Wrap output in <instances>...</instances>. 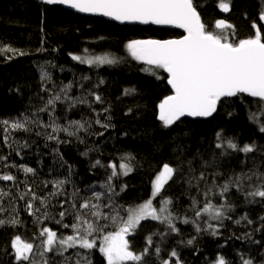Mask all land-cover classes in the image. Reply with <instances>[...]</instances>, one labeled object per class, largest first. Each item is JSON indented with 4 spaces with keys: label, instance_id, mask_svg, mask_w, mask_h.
<instances>
[{
    "label": "trees",
    "instance_id": "trees-1",
    "mask_svg": "<svg viewBox=\"0 0 264 264\" xmlns=\"http://www.w3.org/2000/svg\"><path fill=\"white\" fill-rule=\"evenodd\" d=\"M221 2L193 0L208 31L237 43L254 37L258 28L264 40L259 21L264 0H223L232 6V28L217 32ZM184 35L121 26L34 0H0V49L15 50L0 52V176L14 177L0 179V264H107L99 251L103 237L122 226L129 209L150 199L158 211L163 201H171L162 215L171 213L177 231L166 221L142 220L126 237L135 254L148 249L142 264H176L173 251L181 264H216L220 257L226 264H264V198L247 195L264 183V102L238 94L220 100L210 118H183L164 127L159 104L172 95L168 74L134 59L127 49L132 40ZM88 55L114 63L94 66L72 59ZM56 95L61 99L48 105ZM16 121L25 128L13 129ZM77 121L84 127L77 130L72 123ZM228 141L254 150L228 149ZM122 163L132 169L127 175ZM165 164L176 171L153 197V181ZM111 165L117 166L115 176ZM237 177L251 179L237 187ZM225 184L230 187L221 196ZM95 193L102 194L99 200ZM85 202L87 209L80 207ZM208 203L224 205V217L210 219L202 211ZM83 221L97 229L87 237L96 247L63 250L60 240L85 235ZM45 228L57 234L50 252L47 234L41 236ZM17 236L33 244L28 261L15 260L11 244Z\"/></svg>",
    "mask_w": 264,
    "mask_h": 264
},
{
    "label": "snow or ice",
    "instance_id": "snow-or-ice-1",
    "mask_svg": "<svg viewBox=\"0 0 264 264\" xmlns=\"http://www.w3.org/2000/svg\"><path fill=\"white\" fill-rule=\"evenodd\" d=\"M43 2L48 5H67L79 12L99 14L121 22L170 24L185 30L187 34L178 40H132L127 44V49L134 59L143 61L153 68L163 69L168 74L167 83L171 86L173 94L166 96L159 104V120L164 127L171 126L183 116H211L216 111L217 103L222 97H233L244 93L264 102V40H262V34L258 28L252 38L241 39L237 43L228 42L226 35L214 34L206 29V26L201 22L193 0H43ZM219 7L224 12L230 10L229 4L223 0ZM259 19L264 21V12H261ZM215 27L223 30L232 28V25L227 24L224 20H218ZM253 27L256 28V25L254 24ZM2 51L12 52L15 50L0 49V52ZM72 59L85 62L79 56H73ZM93 62L114 63L113 60L107 58L87 61L89 64ZM43 78H46V75ZM60 99L61 97L56 95L49 99L47 104L54 105ZM95 99L100 101L101 98L97 95ZM4 123L8 124V121H4ZM72 123L77 126V130L84 127L78 121ZM11 127L24 129L25 124L16 121L11 124ZM105 127L107 126L105 125ZM57 130L68 131L66 128L57 129L53 127V131ZM260 130L264 132V127H261ZM74 134V132H69V135ZM53 138L49 137V139ZM216 147L220 148L222 145L217 144ZM227 148L244 153H250L254 150V146L251 145L238 148V145L232 141L227 142ZM111 167L113 168L112 175H117V166L111 165ZM119 168L123 170L124 175L132 170L125 163L120 164ZM24 171L30 173L33 172V169L25 168ZM175 171L169 165H163L162 171L153 181V197L157 196L164 185L172 179ZM244 178L251 179V177H237L235 180L237 187L240 186ZM0 179L10 181L14 177L4 175L0 176ZM229 187V184H225L219 194L223 196L228 192ZM101 195V193H95L94 198L99 200ZM247 195L264 198V183ZM169 203H171L169 200L163 201L164 207L158 211L152 206L150 199L135 209H129L127 218L122 221V226L117 231L108 233L103 237L99 251L105 257L107 264H126L128 261L142 264L148 249L146 248L144 253L137 255L130 250L129 241L126 238L135 231L142 220L151 218L161 220V222L166 221L172 231H177L172 224L171 213L162 215L167 212ZM89 206L90 202L80 205L84 209L89 208ZM31 207L29 204V208ZM92 207L97 206L92 205ZM224 209V205L216 207L208 203L202 211L208 214L210 219L220 220L225 215ZM60 215L63 217L64 213L62 212ZM93 215L99 217L100 213L93 212ZM196 215L199 217L201 211L198 210ZM115 219L114 217V222ZM187 222L185 220V223ZM0 223L3 222L0 221ZM83 223L86 225L85 235L68 236L60 240L59 243L63 250L75 247L77 244L84 249L96 247L95 240H89L87 237L97 229L88 221H83ZM208 227L212 228L213 226L209 224ZM73 229L78 232L79 226L73 225ZM197 231H200L199 227H197ZM45 234H47L44 241L45 251H53L57 243V234L47 228L43 229L41 236ZM213 234L215 235V231ZM149 243H151V238H149ZM187 243L191 244L192 240L187 241ZM11 247L15 252L17 262L29 260L33 244L24 242L17 236L12 241ZM156 251L159 252V249ZM59 254L63 255V251ZM171 256L177 257L176 264H181L175 251L171 253ZM77 264L80 262L77 261ZM164 264H169V262L165 261ZM216 264H226V261L220 257ZM243 264H252V261L244 260Z\"/></svg>",
    "mask_w": 264,
    "mask_h": 264
},
{
    "label": "water",
    "instance_id": "water-1",
    "mask_svg": "<svg viewBox=\"0 0 264 264\" xmlns=\"http://www.w3.org/2000/svg\"><path fill=\"white\" fill-rule=\"evenodd\" d=\"M34 1H37V2H40V3H42V4H44V5H48V4H46V3H44L43 2V0H34ZM48 6H58V7H62V8H64V9H66V10H68V11H71V12H73V13H76V14H79V15H82V16H87V17H97V18H102V19H105V20H108V21H111V22H113V24H119V25H122V26H139V27H150V26H152V27H159V28H162V29H169V30H174V31H179V32H182V33H185V35L187 34L186 32H185V30L183 29V28H178V27H176V26H174V25H170V24H154V23H147V24H144V23H139V22H121V21H117V20H114V19H112L111 17H106V16H103V15H99V14H94V13H84V12H79V11H77L76 9H73V8H70V7H68L67 5H59V4H57V5H48ZM230 9V8H229ZM221 10V9H220ZM230 11L231 10H229L228 12H224V11H222L221 10V12L224 14V15H229L230 14ZM200 18H201V16H200ZM201 22L203 23V21H202V18H201ZM227 24H230V23H228L227 21H225ZM261 23H262V25L264 26V21H261ZM231 25V24H230ZM217 29V28H216ZM219 32H221V31H225V30H227V29H223V30H221V29H217ZM184 35V36H185ZM183 38V37H182ZM178 39H181V38H176V39H172V40H178ZM161 41V40H160ZM169 87H170V89H171V86L169 85ZM171 91H172V89H171ZM171 94H173V93H171ZM241 94H244V93H241ZM247 95V94H246ZM224 98H228V97H222L220 100L222 101V99H224ZM219 102V101H218ZM218 104V103H217ZM216 109H217V106H216ZM214 114V113H213ZM183 118H190V119H201V118H205V117H192V116H183V117H181L180 119H183ZM207 118V117H206ZM179 119V120H180ZM178 121V120H177Z\"/></svg>",
    "mask_w": 264,
    "mask_h": 264
},
{
    "label": "bare ground",
    "instance_id": "bare-ground-1",
    "mask_svg": "<svg viewBox=\"0 0 264 264\" xmlns=\"http://www.w3.org/2000/svg\"><path fill=\"white\" fill-rule=\"evenodd\" d=\"M194 4V3H193ZM44 5V4H43ZM48 6V5H47ZM194 6L196 7V10H197V12L199 13V15L201 16V13H200V11H199V9H197L198 7L194 4ZM232 6H231V4H229V8H230V14L229 15H224L222 12H221V10H220V7H219V13H220V17H218V19L216 20V21H218V20H224V21H227L228 23H230L231 24V21H230V16H231V13H232V8H231ZM264 12V11H263ZM202 18V17H201ZM216 21H215V23H214V28H215V30L217 31V32H219L217 29H216V27H215V24H216ZM259 21L261 22V20L259 19ZM262 24V23H261ZM122 26V25H121ZM262 27H264L263 25H262ZM162 29V28H161ZM230 29V28H229ZM164 30H169V29H164ZM228 30V29H227ZM226 31V30H225ZM221 32H223V31H221ZM261 32V31H260ZM261 33H263V31L261 32ZM173 39H176V38H173ZM166 40H172V39H166ZM161 41H165V40H161ZM88 56H92V55H88ZM81 62V61H80ZM84 63V62H83ZM85 64V63H84ZM217 110V109H216ZM214 114H212L211 116H213ZM211 116H209V117H207V118H210ZM205 119H206V117H205ZM179 121V120H178ZM178 121H176V122H178ZM175 122V123H176Z\"/></svg>",
    "mask_w": 264,
    "mask_h": 264
},
{
    "label": "rangeland",
    "instance_id": "rangeland-1",
    "mask_svg": "<svg viewBox=\"0 0 264 264\" xmlns=\"http://www.w3.org/2000/svg\"><path fill=\"white\" fill-rule=\"evenodd\" d=\"M82 58V60H84L85 62V64H87V65H104L105 63H100L99 64V62H93V63H91V64H89V63H87V61L88 60H93V61H96L97 60V58H99V57H96V56H84V57H81ZM169 264H171V262H169Z\"/></svg>",
    "mask_w": 264,
    "mask_h": 264
}]
</instances>
